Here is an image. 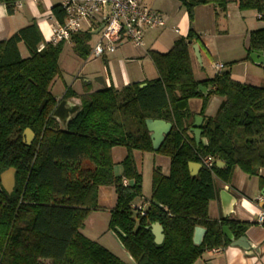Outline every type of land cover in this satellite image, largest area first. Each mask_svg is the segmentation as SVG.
I'll use <instances>...</instances> for the list:
<instances>
[{
    "label": "trees",
    "instance_id": "trees-1",
    "mask_svg": "<svg viewBox=\"0 0 264 264\" xmlns=\"http://www.w3.org/2000/svg\"><path fill=\"white\" fill-rule=\"evenodd\" d=\"M20 1L0 0L9 15ZM179 1L191 23L200 4L226 9L234 2L241 10L264 12V0ZM52 14L60 20L64 16L59 5L53 6ZM91 37L87 31L73 34L72 46L79 56L89 57ZM197 37L191 27L168 52L151 51L159 77L143 86L134 82L120 90L111 85L91 91L84 83L79 109L64 125L53 116L59 101L51 88L63 74L60 56L66 41H45L36 21L0 40V176L16 169L12 192L0 179V264H129L82 232L88 215L100 208L103 185L113 186L117 196L108 228L119 236L135 264H193L206 251L232 243L223 226L236 239L245 235L252 222L211 219L209 203L219 196L216 178L228 183L236 168L250 176L264 169V86L237 81L229 69L197 80L190 54L191 41ZM21 42L29 51L27 57L21 54ZM41 44L45 46L38 51ZM254 50H264V28L250 32L246 59ZM200 85L210 88L207 94L198 90ZM76 94L67 86L62 98ZM212 95L223 100L217 115L205 117L202 124L207 142H198L188 133L196 113L189 108L181 111L177 104L202 98L199 114L205 116ZM148 118L173 124L157 150ZM27 128L35 133L31 144L24 140ZM115 146L128 150L121 162L122 175L114 173ZM133 150L170 158L168 175L159 167L153 171L144 214L131 208L143 195V175ZM208 157L214 159L212 166L205 163ZM218 160L226 165L220 167ZM190 162L202 164L196 175L190 172ZM260 181L264 185L262 176ZM156 222L164 228L162 244L155 243L150 229ZM198 226L206 233L195 244Z\"/></svg>",
    "mask_w": 264,
    "mask_h": 264
},
{
    "label": "crops",
    "instance_id": "crops-1",
    "mask_svg": "<svg viewBox=\"0 0 264 264\" xmlns=\"http://www.w3.org/2000/svg\"><path fill=\"white\" fill-rule=\"evenodd\" d=\"M23 1L29 3L32 16L36 19L43 35L49 37V23L52 20L50 4L56 2L54 0H22L18 2L17 7H22L24 5ZM146 4L153 11L160 12L163 15L165 25L147 26L144 33V45L142 46L124 42L114 52L107 53L102 57H95L101 60L103 72L101 70L89 74V76L82 79L80 85H75L76 81H72L69 86L77 94L66 100L72 104L80 105L81 99L79 96L84 92V83H89L91 91L111 85L120 90L130 83L138 82L143 86L146 81L158 78L159 72L150 52H168L178 38L188 35L191 27L198 36L190 46L193 72L196 73V68L198 70L197 80L207 79L215 75L217 73L215 64L221 62L225 65L223 70L229 69L232 78L237 81L255 86H261L264 82V65L255 63L251 58L246 59L250 32L264 28V12L260 13L255 9L241 10L234 2L229 3L226 9H222L214 3L200 4L194 9V20L191 23L188 12L179 0H146ZM14 18L13 15L8 14L5 4L0 2V40L10 37L17 31L16 29L19 26ZM194 45H197V51L194 49ZM92 46H90V52ZM90 58L93 57H90L89 54ZM207 64L211 65L209 75L204 74V68ZM63 75L59 78H62V81L66 83ZM207 89L208 93L210 88ZM63 93L54 94L58 101L63 99ZM215 97L219 98L217 100H219L218 105L220 106L223 98L212 95L206 107L205 116L199 114L203 102L202 98H191L187 101L188 108L196 113L195 116L203 117L202 124L205 117L216 116V110H211V99ZM192 127L188 133L196 138ZM199 141L207 142L202 134ZM132 153L137 167L143 175V195L137 198L134 203L147 207L152 194L153 171L156 167H159L163 174L168 175L170 158L155 151L133 150ZM127 154L126 147H113L112 155L116 175H122L123 166L121 162ZM218 164L220 167L225 166L219 162ZM260 176L264 178V169L259 171V175L250 176L236 168L230 182L226 183L216 178L215 183L219 196L209 203V217L218 220L229 217L252 222L253 224L248 228L245 235L241 236L243 239L240 245L231 243L225 247H218L216 251L208 250L193 264H264V225L255 222L256 215L264 209V185L260 181ZM125 181H127V184L131 183L128 180ZM222 190L229 191L237 197L231 213L227 215H225L223 201L220 196ZM259 191L262 193H259ZM116 199L117 196L113 186H100L98 195L100 208L89 214L82 232L87 237L110 249L125 262L135 264L134 259L125 250L119 236L114 231L108 228L107 231L100 233L96 229L99 223L98 214L106 211L110 220L111 211L116 205Z\"/></svg>",
    "mask_w": 264,
    "mask_h": 264
},
{
    "label": "built area",
    "instance_id": "built-area-1",
    "mask_svg": "<svg viewBox=\"0 0 264 264\" xmlns=\"http://www.w3.org/2000/svg\"><path fill=\"white\" fill-rule=\"evenodd\" d=\"M49 1V0H44ZM50 7L59 5L63 12L60 20L52 14L49 23L50 34L48 42L56 44L59 41H72L75 33L87 31L98 36L93 44L90 57H102L114 52L124 42H131L135 46L144 45V33L147 26L165 25V19L160 12L153 11L146 0H54ZM99 31L94 33L96 30ZM39 45L38 51L44 48ZM225 65L215 64L217 72L222 71ZM208 166H212L214 159H205ZM127 184V181H124ZM131 208L145 213L146 207L131 203ZM255 222L264 225V209L255 218ZM212 250L216 251L217 248Z\"/></svg>",
    "mask_w": 264,
    "mask_h": 264
},
{
    "label": "water",
    "instance_id": "water-1",
    "mask_svg": "<svg viewBox=\"0 0 264 264\" xmlns=\"http://www.w3.org/2000/svg\"><path fill=\"white\" fill-rule=\"evenodd\" d=\"M98 31L99 29L96 30L94 33H97ZM194 49H196V51L198 50L197 45H194ZM250 58L255 63L264 65V50L251 51ZM198 90L207 94L208 89L207 87L200 85L198 87ZM44 104L45 101L41 103L39 107L40 110L43 109ZM177 105L181 111H184L188 108L187 101L185 100L178 102ZM78 109H79V105L72 104L70 101L66 99H61L53 112V116L64 125L69 121V119L74 115V113H76ZM202 121H203V117L199 115L195 116V122L193 124L192 131L195 133L197 141L200 139L202 134V128H201ZM146 123L149 131L151 132L153 148L154 150H157L161 146L167 134L171 131L173 124L170 121H166L164 119H152V118H148L146 120ZM24 133L27 134V139H25V142L27 144H31L33 138L35 137V133L30 128H27ZM218 162L226 165L224 161L219 160ZM201 167H202L201 163H197V162L189 163V168L192 175H196L201 169ZM15 173H16V169L14 167H11L5 170L0 176L1 183L4 189L7 190L8 192H12L15 186ZM220 196L223 201L225 215H227L231 213L233 204L237 201V197L226 190H222L220 192ZM150 229L152 230L155 236V243L162 244L165 239L163 226L159 222H156L150 226ZM205 233H206L205 228L200 226L196 227L193 238L194 243L200 244L203 241ZM223 233L227 238L232 240L233 245L241 244V240L243 239V237L236 239L235 235L228 226H223Z\"/></svg>",
    "mask_w": 264,
    "mask_h": 264
},
{
    "label": "rangeland",
    "instance_id": "rangeland-1",
    "mask_svg": "<svg viewBox=\"0 0 264 264\" xmlns=\"http://www.w3.org/2000/svg\"><path fill=\"white\" fill-rule=\"evenodd\" d=\"M23 4L24 5L22 7H17L16 11L13 14H11L15 17L14 21H17L16 24L19 26L16 29L17 31L28 26V25H30V24H32V23H34L36 21V19L32 16L31 10L29 9V3L27 1H23ZM44 38H45V41L48 40V37L44 36ZM97 38H98L97 35H95V34L92 35V38L89 39V41L87 43L89 45V47L94 44V42L96 41ZM19 48H20V51H21V54L23 57L29 56V51L26 48L24 43L21 42L19 44ZM60 66L63 69V74H64L63 77L65 78L66 83H64L62 81V78H57L56 81L54 82L55 84H53L52 88H51L53 91V94H62L63 92L65 93L66 87L69 86L72 83V81H76L75 85H80L82 79L86 76H89V74H91L95 71H101V70L103 72V69H101V68H103V66H102L101 60L99 58H97V59L96 58H90L89 59V57L83 58V57L79 56L74 51L73 46H72V42H70V41H67L65 46H64L63 52L60 56ZM195 70H196V73H194V76L197 79L198 70H197V68ZM210 73H211V65L207 64L204 68V74L209 75ZM261 86H264V82L261 84ZM217 99H219V98L215 97V98L211 99V104H212L211 110H216L215 115H217V113H218L217 108L220 107L218 105L219 100H217ZM34 138H33V140H34ZM25 139H27L26 133H24V140ZM257 191H258V189H257ZM259 193H262V192L259 191ZM98 215H99V220H98L99 223L97 224L96 229H98L100 233L101 232L103 233V232L107 231V229H108L109 214H107L106 211H103L101 214H98ZM88 229H89V227H88Z\"/></svg>",
    "mask_w": 264,
    "mask_h": 264
}]
</instances>
